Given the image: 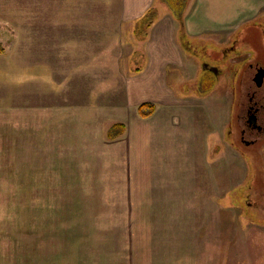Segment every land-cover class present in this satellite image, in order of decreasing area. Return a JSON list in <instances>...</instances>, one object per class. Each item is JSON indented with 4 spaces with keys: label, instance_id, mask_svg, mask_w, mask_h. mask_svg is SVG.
Segmentation results:
<instances>
[{
    "label": "crops",
    "instance_id": "0c3cea01",
    "mask_svg": "<svg viewBox=\"0 0 264 264\" xmlns=\"http://www.w3.org/2000/svg\"><path fill=\"white\" fill-rule=\"evenodd\" d=\"M91 1L122 2L119 33L135 35L134 23L142 21L153 6L156 19L142 29L141 42L136 35L130 38L127 55L117 57L110 73H106L102 53L83 51L80 59L71 58L57 51L71 41L49 43L48 71L34 75L32 110L23 119L24 132L28 131L23 144L32 141L33 155L28 161L34 172H114L113 177L127 172L128 182L132 172H212L211 152L206 155L207 150L205 154L202 150L211 147L213 116L196 97L198 91L184 89L201 75L192 43L217 42L227 47L233 44L232 34L241 28L264 26V0ZM72 45L97 49L88 39ZM61 60L72 66L61 69L56 63ZM7 81L0 66V172L9 171L10 161ZM146 102L155 104V110L143 117L139 107ZM116 124H123L124 130L110 137ZM12 144L21 146L22 142ZM204 160L208 161V167L203 163L206 169L201 164ZM16 161L19 168L25 163V159ZM104 182L96 191L104 199L99 194V199L83 201L93 205L81 201L78 206L96 209V227L102 233L105 225H121L118 234L98 236L96 248L87 250L96 255L95 264H260L259 258L264 260L263 254L249 258L245 252L251 238L264 236V222L243 220L237 234L232 219L211 215L210 204L204 206L207 216L193 217L184 213L190 206L176 201L116 199L115 193L121 190L107 179ZM118 217L122 219L115 220ZM238 240L248 243L233 244Z\"/></svg>",
    "mask_w": 264,
    "mask_h": 264
},
{
    "label": "rangeland",
    "instance_id": "374dc122",
    "mask_svg": "<svg viewBox=\"0 0 264 264\" xmlns=\"http://www.w3.org/2000/svg\"><path fill=\"white\" fill-rule=\"evenodd\" d=\"M154 7L148 13L153 10L156 15ZM121 9L120 1L0 0V66L3 79L5 74L8 79L10 140L9 171L0 172V264H95L96 255L87 250L96 248L98 236L106 238L109 234H118L121 225H105L102 233V229L96 227V209L78 206L81 201L91 206L94 203L83 201L99 199L100 193L96 191L105 184L104 179L121 190L120 194L115 193L116 199L126 200L130 196L140 200L176 201L190 206L184 213L193 217L207 216L204 206L210 204L211 213L214 212L211 215L232 219L237 234L243 220L264 222V149H248L239 142V108L232 92L235 81L226 75L215 81L213 74L203 66V62H219L225 68V61H230L220 53L225 45L217 42L192 43L201 75L199 80L184 85L186 92L198 91L196 97L213 116L211 128L215 130L211 131V147L204 146L202 150H207L206 155L211 152L212 172H132L134 176L129 182L127 172L115 173L114 177V172H34L28 161L33 155L32 141L23 144L28 133L24 132L26 122L23 123V119L26 111L32 110L34 75L48 71L49 43L71 41L67 48H57L58 53L63 52L71 58L80 59L83 51L84 54L86 51L102 53L106 73L114 72L117 57L127 55L126 50L132 43L130 38L140 41L142 29L153 23L144 17L134 23L136 36L129 32L119 33ZM81 26L86 28L85 32H81ZM241 29L232 34L233 43L239 47L249 43L246 48H255L256 56L264 61V26L252 24ZM84 39L94 42L95 47L99 42L97 49L83 50L72 45L73 41ZM219 56L224 59L214 58ZM56 63L63 70L71 65L62 60ZM125 64L123 62L122 66ZM58 79L63 80L62 75ZM196 97L193 98L197 100ZM18 115H23L20 126L17 125ZM206 124L201 128L204 131L200 132L202 139ZM17 140L22 142L21 146L11 145ZM23 159L24 165L17 167L16 160L24 162ZM203 163L208 167V161L201 163L206 169ZM131 187L133 192L130 193ZM100 199H104L103 193ZM245 241H233V244L242 245ZM218 251H221L219 245ZM245 252L249 258L257 253L264 255V236L251 238ZM244 260L246 263L247 258ZM258 261L264 262L260 258Z\"/></svg>",
    "mask_w": 264,
    "mask_h": 264
},
{
    "label": "flooded vegetation",
    "instance_id": "af4514ba",
    "mask_svg": "<svg viewBox=\"0 0 264 264\" xmlns=\"http://www.w3.org/2000/svg\"><path fill=\"white\" fill-rule=\"evenodd\" d=\"M245 46L249 47V43ZM246 47H239L233 43L222 48L220 53L230 59V61L224 60L225 68L221 67L219 62H203V66L206 71L213 74L215 81L225 75L235 81V89L232 92L239 108L237 116L239 142L248 149L259 147L262 150L264 149V61L256 56L258 52L255 48ZM217 53L216 55H219ZM214 58L220 61L224 59L220 56Z\"/></svg>",
    "mask_w": 264,
    "mask_h": 264
},
{
    "label": "trees",
    "instance_id": "16d2710c",
    "mask_svg": "<svg viewBox=\"0 0 264 264\" xmlns=\"http://www.w3.org/2000/svg\"><path fill=\"white\" fill-rule=\"evenodd\" d=\"M155 11L153 12V10H151L148 14H146L145 18L150 19V23L153 22L152 20L154 19L153 16H155ZM155 110V104L153 103H143L140 105L139 107V111L141 116L143 117H148L150 116ZM124 127L123 124H116L113 126L112 130L110 131V137H115L116 135H118V133L123 132Z\"/></svg>",
    "mask_w": 264,
    "mask_h": 264
}]
</instances>
